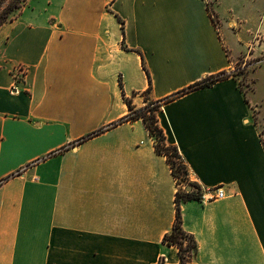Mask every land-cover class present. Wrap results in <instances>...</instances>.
I'll list each match as a JSON object with an SVG mask.
<instances>
[{
  "label": "crops",
  "instance_id": "0c3cea01",
  "mask_svg": "<svg viewBox=\"0 0 264 264\" xmlns=\"http://www.w3.org/2000/svg\"><path fill=\"white\" fill-rule=\"evenodd\" d=\"M263 15L264 0H27L0 28V264L180 263L164 242L180 185L143 119L122 121L128 101L161 102L190 181L225 192L182 204L189 264H264ZM245 57L249 89L179 94Z\"/></svg>",
  "mask_w": 264,
  "mask_h": 264
},
{
  "label": "trees",
  "instance_id": "16d2710c",
  "mask_svg": "<svg viewBox=\"0 0 264 264\" xmlns=\"http://www.w3.org/2000/svg\"><path fill=\"white\" fill-rule=\"evenodd\" d=\"M26 1L27 0H0V28L13 20L14 16L22 9ZM225 78L227 77H221L219 75L208 77L179 94H184L198 88L209 87L217 81ZM128 104L130 113L128 117L122 121L143 119L146 127L156 139L157 152L167 156V161L171 167L172 173L180 185L175 199L177 210L176 219L172 231L165 235L164 242L169 246H176L179 248V264H189L196 254L197 242L194 236L184 229L182 204L190 201H201L202 193L200 187L196 183L190 181L188 167L180 154L179 149L176 146L167 143L166 136L159 125L157 117V112L160 110L161 103L149 102L145 107L140 109L134 108L129 101ZM189 187L191 188L190 190H188ZM159 264H165V261L161 259Z\"/></svg>",
  "mask_w": 264,
  "mask_h": 264
},
{
  "label": "built area",
  "instance_id": "2783aa9c",
  "mask_svg": "<svg viewBox=\"0 0 264 264\" xmlns=\"http://www.w3.org/2000/svg\"><path fill=\"white\" fill-rule=\"evenodd\" d=\"M264 26V15L261 17L260 19V27L259 30L257 32V40L262 39V32H260V30L262 29V27ZM258 61H254V59L249 58V57H245L244 59H242L240 62L233 64L230 69L227 72L221 73L219 74V76L221 77H234L237 78V75L241 72H243V70L249 69V68H253L255 66H257ZM161 103V102H160ZM201 193H202V201L206 202V201H213V200H220L225 198V192L223 190V188L218 187V188H211V189H200Z\"/></svg>",
  "mask_w": 264,
  "mask_h": 264
},
{
  "label": "rangeland",
  "instance_id": "374dc122",
  "mask_svg": "<svg viewBox=\"0 0 264 264\" xmlns=\"http://www.w3.org/2000/svg\"><path fill=\"white\" fill-rule=\"evenodd\" d=\"M258 14V13H256ZM261 14V13H260ZM254 59V61H259L260 58H252ZM257 66L253 67V68H249V69H246V70H243V72L239 73L237 75V79L242 83V84H246L245 88L246 89H249V79H247L249 77V75L253 72L252 70L255 69ZM244 88V87H243ZM256 119H257V122L260 124V128L263 132V136H264V115H261V116H257L255 115Z\"/></svg>",
  "mask_w": 264,
  "mask_h": 264
},
{
  "label": "water",
  "instance_id": "95a60500",
  "mask_svg": "<svg viewBox=\"0 0 264 264\" xmlns=\"http://www.w3.org/2000/svg\"><path fill=\"white\" fill-rule=\"evenodd\" d=\"M191 188L189 187L188 190H190Z\"/></svg>",
  "mask_w": 264,
  "mask_h": 264
}]
</instances>
